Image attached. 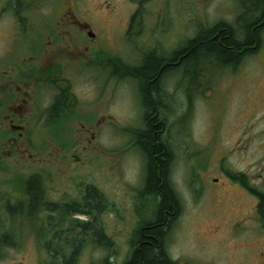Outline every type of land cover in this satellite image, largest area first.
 Masks as SVG:
<instances>
[{
    "label": "flooded vegetation",
    "instance_id": "obj_1",
    "mask_svg": "<svg viewBox=\"0 0 264 264\" xmlns=\"http://www.w3.org/2000/svg\"><path fill=\"white\" fill-rule=\"evenodd\" d=\"M150 1L130 0L135 6L132 13L119 19L113 15L114 20L123 27L114 46L103 42L107 39L91 27L85 15L73 11L71 0H0L2 264H42L43 260H46L45 264H61L65 259H71V264H124L139 249L138 234L151 217H145V210L147 206L148 211L152 210L149 204L155 206L160 199L159 196L153 198V195L143 192L148 176V159L141 152L136 156L137 181L122 184V193L113 195L112 201L104 186L89 182L83 171L90 157L97 156V151L101 152L98 140L104 122L112 115L101 109L100 103H97V110L88 107L86 87L89 83H96L98 87L91 94L96 95L93 100H97L104 92V73L107 80L114 84L125 81L135 98L137 90L140 93L137 95L142 110L140 126L144 127L146 108L142 103L144 99L139 81L131 74H122L119 68L141 67L148 58L153 57L162 60V67L169 64L168 54L162 52L164 47L151 45L150 41L147 44L143 34L134 33L133 36L131 33L134 30L140 32L145 22L155 21V30L146 33L151 38L157 37L168 14L146 13L143 8ZM157 1L163 11L168 0ZM100 23L105 28L101 18L96 21L99 28ZM223 23L220 21L211 27ZM211 27L201 26L191 36L179 35L183 41L185 39V43L178 44L175 51L185 47L201 28ZM129 33L134 40H128ZM121 42L132 49L131 61L116 55L117 49L122 48ZM245 48L243 46L242 51ZM245 56L243 54L240 60ZM176 75L178 81H183L184 70L179 68ZM168 79L167 72L161 79L164 95L169 94ZM161 104L154 108L156 115H159V110L163 111L164 104ZM73 122H77L78 126L74 138ZM137 128H119L121 132L113 130L124 138L120 153L126 146L127 150L140 151ZM125 135L130 144L124 145L127 142ZM237 146L238 142H235L230 150H238ZM242 147L245 149V146ZM222 152L217 151L218 175L212 180L217 182L223 179L236 187L231 190L229 187L232 186L221 181L212 189L218 195L231 190L239 197L251 196L256 204L251 209L253 215L249 212L246 216L247 220H236L237 214L221 217L212 224L211 234L218 236L223 228L226 229L231 256L243 264H251V260L252 264H264V206H261L264 177L259 172L253 176H247L245 172H232L229 162L223 167L222 159L228 153ZM173 166L172 153L170 175L174 173ZM256 166L259 171V165ZM31 186L32 189L29 188ZM89 186L96 190L95 196L99 200L96 206H91L88 200ZM178 200L180 207L175 220L182 211L179 196ZM130 206L131 210L127 213L130 220H120L118 216L111 224L104 219L106 212L113 215L119 209ZM247 212L245 206V211L242 210L240 214ZM168 235L169 230L165 233L163 244L166 255ZM121 243L126 251L118 263L116 248ZM25 247L28 252L24 253ZM13 254L19 256L18 262L10 260ZM211 264L217 262L213 260Z\"/></svg>",
    "mask_w": 264,
    "mask_h": 264
},
{
    "label": "rangeland",
    "instance_id": "obj_2",
    "mask_svg": "<svg viewBox=\"0 0 264 264\" xmlns=\"http://www.w3.org/2000/svg\"><path fill=\"white\" fill-rule=\"evenodd\" d=\"M239 1L168 0L162 11L159 1L151 0L143 9L150 15L158 12L168 14L163 20L164 27L160 26L157 37L154 38L146 32L155 30V21L145 22L140 32L134 30L131 33L133 36L134 33L143 34L147 44L148 41L151 45L160 44L164 47L162 52L169 56L177 49L178 44L185 43V39L183 41L179 35L191 36L201 26L211 27L223 21L239 31L236 24L238 15L243 11L241 5L250 6L252 0H241L242 4ZM70 3L73 11L85 15L91 27L101 32L107 40L103 41L101 36H98L99 39L114 46L123 28L114 19L132 13L135 9L130 0H71ZM244 17L247 21L248 15ZM100 18L104 20L105 28L101 23L100 28L96 25ZM128 36V40H134L130 33ZM260 38L257 51L245 56L235 67L223 66L212 59L207 62L204 59V66L196 62L184 68L183 81H178L175 74L168 79L169 100L163 106L162 112L163 115L168 113V128H172L169 143L171 142L174 155V173L170 175V179L180 198L182 211L170 229L167 251L177 264H211L213 260L217 264H243L228 252L230 241L228 236H225L227 230L223 228L217 236L211 234V227L221 217L231 214L238 215L236 220L246 219L249 212L253 215L251 209L256 204L255 200L251 196L235 195L231 190L236 186L223 179L217 182L222 181L232 187H229V193L220 192L218 195L212 189L217 182L212 179L218 175L217 151L228 153L226 158L222 159V166L229 162L232 172H245L247 176L259 172L264 177V28ZM120 46L122 48L117 49L119 51L116 55L131 61L132 49L125 42H121ZM104 77V92L97 100H93L96 95L91 94V91L98 86L95 82L87 85L86 103L90 105V109L95 110L97 103H100L101 109H105V112L112 116L104 122L98 140L101 152L97 151V156L90 157L83 172L89 182L104 186L112 201L113 195L122 193V184H134L137 181L138 163L135 157L141 152L127 150L126 146L120 153L119 148L121 144L123 146L124 138L113 130L119 127L121 130L124 127H140L142 110L141 100L137 96L140 94L138 90L137 95L135 89L133 90L135 98L129 92L125 81L114 84L113 81L107 80L105 73ZM126 123L128 126H124ZM77 128V122H73V138ZM121 130L119 129L120 132ZM125 136L127 142L124 145L130 144L127 135ZM235 142H238V150H230ZM256 164L260 167L259 171ZM248 181L253 182L251 179ZM245 206L248 212L241 215ZM149 208L152 212L155 209L151 204ZM129 210L131 206L119 209L118 213L113 215L106 212L103 216L108 223L113 224L118 216L120 220H130L127 215ZM149 211L147 206V218L151 216ZM117 250L116 261L120 263L126 249L121 243L117 244ZM23 252H28L26 247ZM10 260L18 262L19 256L13 254ZM2 263L4 262L0 261V264ZM41 263L45 264L46 260Z\"/></svg>",
    "mask_w": 264,
    "mask_h": 264
},
{
    "label": "trees",
    "instance_id": "obj_3",
    "mask_svg": "<svg viewBox=\"0 0 264 264\" xmlns=\"http://www.w3.org/2000/svg\"><path fill=\"white\" fill-rule=\"evenodd\" d=\"M241 6L243 11L238 15L236 24L239 31L225 23L208 29L201 28L198 35L185 47L168 56L169 64L164 67L161 66V59L153 57L148 58L141 67L119 68L122 74L126 72L128 76H135L140 84L144 99L142 103L146 108L143 116L145 124L143 128L141 125L135 130L138 132L136 138L140 151L148 159V176L143 192L153 195V198H160L151 217L146 220L138 234L139 249L124 264H176L163 249L165 233L170 231L174 223L180 202L169 172L172 159L169 136L172 128H168L167 116L163 115L162 110H159V115L154 112L160 103L165 106L169 100V94L164 95L161 91V79L167 72L169 77L174 76L172 74L176 75L179 68L185 71L184 68L196 62L204 66V59L207 62L212 59L223 66L235 67L243 54L247 56L255 53L264 28V0H252L250 6ZM244 15H248L247 21L244 20ZM243 46L246 48L242 51ZM29 188L32 189V186ZM87 194L90 205L96 206L99 203L95 196L96 190L89 186ZM261 206H264V198ZM61 264H71V259H65Z\"/></svg>",
    "mask_w": 264,
    "mask_h": 264
}]
</instances>
